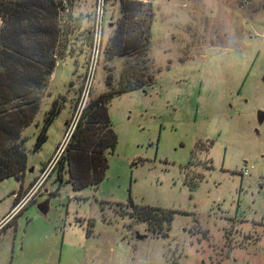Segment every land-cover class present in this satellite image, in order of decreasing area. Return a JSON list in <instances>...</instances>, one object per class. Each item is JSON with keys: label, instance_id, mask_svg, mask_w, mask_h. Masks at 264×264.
Masks as SVG:
<instances>
[{"label": "rangeland", "instance_id": "rangeland-1", "mask_svg": "<svg viewBox=\"0 0 264 264\" xmlns=\"http://www.w3.org/2000/svg\"><path fill=\"white\" fill-rule=\"evenodd\" d=\"M146 1L155 81L109 102L119 141L104 179L81 191L56 162L83 109L114 91L135 58L104 54L119 0H68L60 13L66 35L24 132L28 169L0 182V264H227L231 249L264 264V0ZM54 102L61 111L35 150ZM133 206L178 213L170 230L151 229Z\"/></svg>", "mask_w": 264, "mask_h": 264}, {"label": "trees", "instance_id": "trees-1", "mask_svg": "<svg viewBox=\"0 0 264 264\" xmlns=\"http://www.w3.org/2000/svg\"><path fill=\"white\" fill-rule=\"evenodd\" d=\"M119 2L121 18L104 54L110 59L135 60L129 62V71L121 76L114 91L91 99L83 109L58 160V177L62 179L63 173H68L74 191L97 186L107 175V153L113 152L119 141L109 117V102L121 93L142 90L155 81L148 61L154 5L143 0ZM58 7L54 0H0V182L10 177L22 180L28 169L24 132L37 116L42 92L54 74L55 50L66 35ZM61 108L54 102L47 112L35 150L47 141L48 129ZM133 207L135 216L150 223L151 229L157 222L170 230L178 213L153 206Z\"/></svg>", "mask_w": 264, "mask_h": 264}, {"label": "built area", "instance_id": "built-area-1", "mask_svg": "<svg viewBox=\"0 0 264 264\" xmlns=\"http://www.w3.org/2000/svg\"><path fill=\"white\" fill-rule=\"evenodd\" d=\"M57 4H58V8H59V11H60V13L62 12V11H65V10H67L68 8V0H54ZM143 1H146V0H143ZM104 5V0H102V6ZM101 15H103V8L101 9ZM1 21V20H0ZM0 26H1V22H0ZM1 28V27H0ZM71 133L68 135V136H70L71 137ZM60 151V150H59ZM59 151H58V154H59ZM57 160V155H56V157H54V159L53 160H51L50 162V164H49V166H48V168H47V170H46V172L44 173V175H43V178H45V177H47L48 175H49V173L53 170V168H54V166H55V164H54V161H56ZM59 160V159H58ZM58 160H57V162L56 163H58ZM54 165V166H53ZM249 170L250 169H245L244 170V172H243V176H248L249 175ZM39 185L41 184L40 182L38 183ZM38 184H37V189L39 188L38 187ZM37 190H35L34 192H36ZM33 192V191H32ZM28 196L26 197V198H24V200H22L21 201V203H19L15 208H16V210H15V212L16 211H18L20 208H22L24 205H26V201L28 200ZM14 208V209H15ZM13 214V213H12ZM11 214V215H12Z\"/></svg>", "mask_w": 264, "mask_h": 264}, {"label": "water", "instance_id": "water-1", "mask_svg": "<svg viewBox=\"0 0 264 264\" xmlns=\"http://www.w3.org/2000/svg\"><path fill=\"white\" fill-rule=\"evenodd\" d=\"M263 82H264V77H263ZM257 120H258L259 124H262L264 122V111H258L257 112ZM39 210H41L40 212L42 214H44V215L47 214L48 210H49V201H46L45 203L41 204L39 206ZM144 238H145V236H142L137 232V239L138 240H143Z\"/></svg>", "mask_w": 264, "mask_h": 264}, {"label": "crops", "instance_id": "crops-1", "mask_svg": "<svg viewBox=\"0 0 264 264\" xmlns=\"http://www.w3.org/2000/svg\"><path fill=\"white\" fill-rule=\"evenodd\" d=\"M1 22V21H0ZM13 214H15V212H13ZM13 214L12 215H10V216H8V218H10L11 216H13ZM7 218V219H8ZM6 219V220H7ZM5 220V221H6ZM4 221V222H5ZM3 222V223H4ZM2 223V224H3ZM234 251L235 252H237L236 250H234V249H231V251H230V254H229V257H228V259L226 260L227 261V264H230L232 261L235 263V264H250V260L247 258L246 260H243L242 258H243V256H242V253L241 252H239L238 251V256H237V259H233L232 258V256L234 257L235 256V254H234ZM242 260V261H241ZM202 264H203V262H202Z\"/></svg>", "mask_w": 264, "mask_h": 264}, {"label": "flooded vegetation", "instance_id": "flooded-vegetation-1", "mask_svg": "<svg viewBox=\"0 0 264 264\" xmlns=\"http://www.w3.org/2000/svg\"><path fill=\"white\" fill-rule=\"evenodd\" d=\"M261 81L263 82V77H262ZM263 83H264V82H263Z\"/></svg>", "mask_w": 264, "mask_h": 264}]
</instances>
